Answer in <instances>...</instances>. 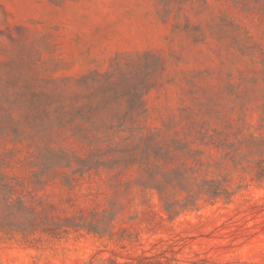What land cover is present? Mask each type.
Masks as SVG:
<instances>
[{
    "label": "rangeland",
    "instance_id": "obj_1",
    "mask_svg": "<svg viewBox=\"0 0 264 264\" xmlns=\"http://www.w3.org/2000/svg\"><path fill=\"white\" fill-rule=\"evenodd\" d=\"M0 264H264V0H0Z\"/></svg>",
    "mask_w": 264,
    "mask_h": 264
}]
</instances>
